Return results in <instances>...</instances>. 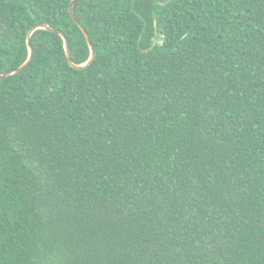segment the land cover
Wrapping results in <instances>:
<instances>
[{
  "label": "trees",
  "instance_id": "16d2710c",
  "mask_svg": "<svg viewBox=\"0 0 264 264\" xmlns=\"http://www.w3.org/2000/svg\"><path fill=\"white\" fill-rule=\"evenodd\" d=\"M71 2L0 0V74L88 61ZM74 13L89 65L0 79V264H264V0Z\"/></svg>",
  "mask_w": 264,
  "mask_h": 264
},
{
  "label": "water",
  "instance_id": "95a60500",
  "mask_svg": "<svg viewBox=\"0 0 264 264\" xmlns=\"http://www.w3.org/2000/svg\"><path fill=\"white\" fill-rule=\"evenodd\" d=\"M78 0H72L71 2V5H70V11H71V14L73 16V18L76 20L77 24L81 27V29L83 30L86 38H87V41L89 43V47H90V50H91V55H90V58L88 59V61L86 63H83V64H76L72 61L71 59V55H70V48H69V43H68V40L66 38V36L64 35V33L62 31H60L59 29H56V28H53L52 26L48 25V24H38L36 26H34L32 28V30L30 31L29 33V36H28V47H29V56H28V59L22 64L20 65L19 67L15 68V69H12L10 71H6L4 73H1L0 74V79L4 78L5 76H8V75H11V74H14V73H17L19 72L20 70H22L23 68H25L32 60L33 58V55H34V47L32 45V41H31V34L33 33V31L35 29H38V28H44V29H48V30H51V31H54V32H57L59 33L63 39H64V42H65V50H66V55L68 57V60L70 62V64L76 68H82V67H85L87 65H89L95 58L96 56V51H95V47L91 41V38H90V35L88 33V31L86 30V28L80 23V21L76 18V15L74 13V5L75 3L77 2ZM166 3V2H164ZM2 32H3V27H2V24L0 23V37L2 35ZM157 35H158V31L156 30V38L154 40V43L153 45L151 46L154 47L157 43Z\"/></svg>",
  "mask_w": 264,
  "mask_h": 264
}]
</instances>
